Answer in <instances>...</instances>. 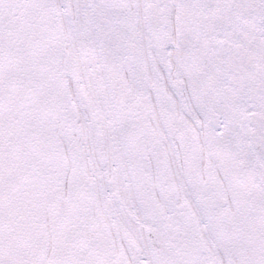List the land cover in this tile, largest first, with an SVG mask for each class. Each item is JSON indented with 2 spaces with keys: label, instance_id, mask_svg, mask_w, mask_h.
<instances>
[{
  "label": "snow or ice",
  "instance_id": "1",
  "mask_svg": "<svg viewBox=\"0 0 264 264\" xmlns=\"http://www.w3.org/2000/svg\"><path fill=\"white\" fill-rule=\"evenodd\" d=\"M0 264H264V0H0Z\"/></svg>",
  "mask_w": 264,
  "mask_h": 264
}]
</instances>
